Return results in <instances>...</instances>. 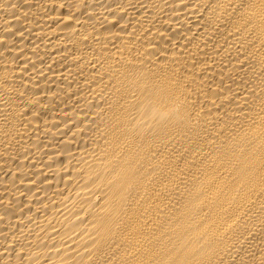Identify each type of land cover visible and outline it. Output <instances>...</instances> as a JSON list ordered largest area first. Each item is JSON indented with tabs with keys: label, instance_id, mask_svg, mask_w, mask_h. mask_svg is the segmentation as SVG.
<instances>
[{
	"label": "bare ground",
	"instance_id": "1",
	"mask_svg": "<svg viewBox=\"0 0 264 264\" xmlns=\"http://www.w3.org/2000/svg\"><path fill=\"white\" fill-rule=\"evenodd\" d=\"M0 264H264V0H0Z\"/></svg>",
	"mask_w": 264,
	"mask_h": 264
}]
</instances>
